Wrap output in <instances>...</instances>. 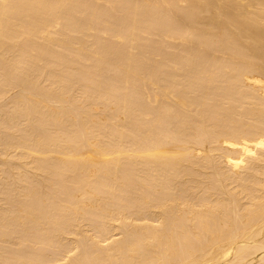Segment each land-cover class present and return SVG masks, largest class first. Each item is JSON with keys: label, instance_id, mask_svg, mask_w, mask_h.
I'll return each instance as SVG.
<instances>
[{"label": "bare ground", "instance_id": "obj_1", "mask_svg": "<svg viewBox=\"0 0 264 264\" xmlns=\"http://www.w3.org/2000/svg\"><path fill=\"white\" fill-rule=\"evenodd\" d=\"M264 264V0H0V264Z\"/></svg>", "mask_w": 264, "mask_h": 264}, {"label": "rangeland", "instance_id": "obj_2", "mask_svg": "<svg viewBox=\"0 0 264 264\" xmlns=\"http://www.w3.org/2000/svg\"><path fill=\"white\" fill-rule=\"evenodd\" d=\"M200 264H203V263H200Z\"/></svg>", "mask_w": 264, "mask_h": 264}]
</instances>
